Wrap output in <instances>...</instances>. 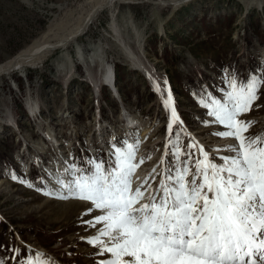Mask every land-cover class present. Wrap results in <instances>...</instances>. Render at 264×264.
I'll return each instance as SVG.
<instances>
[{
	"label": "rangeland",
	"instance_id": "rangeland-1",
	"mask_svg": "<svg viewBox=\"0 0 264 264\" xmlns=\"http://www.w3.org/2000/svg\"><path fill=\"white\" fill-rule=\"evenodd\" d=\"M97 1L0 0V64L35 43L56 41L76 31ZM117 38L127 42L164 88L169 82L179 112L205 144L227 141L209 134L227 129L207 123L214 118L201 103L207 99L206 93L225 98L233 77L238 83L264 78V0H187L176 7L143 0L115 2L101 10L66 47L0 74V259L4 264L35 258L37 252L45 254L43 259L53 257L62 264H99L106 258L107 254L97 255V248L86 239L97 232L82 223L91 218L84 215L91 205L73 194L66 199L46 195L51 192L47 183L51 176L40 162L30 172L26 168L38 152L46 162L58 165L62 159L84 167L89 159L105 161L104 141L99 140L94 148L89 142L101 136L95 130L97 121L89 119H93L99 85L101 111L112 120L102 123L108 125L106 136L114 126L122 128L115 115L110 118L119 104L102 83L107 63L114 66L126 108L150 130L142 135L140 128L133 129L134 140L121 130L122 146L138 141L137 149L148 151L139 167L156 165L158 173L163 170L164 164L158 162L162 152L158 140L167 123L164 107L148 77L128 58ZM258 96L252 110L239 117L253 122L246 136H264V87ZM33 103L44 111L45 121L27 118ZM49 130L61 142L59 148L54 147ZM183 130L181 124L173 127L180 133L182 149L193 140ZM38 140L45 144L44 150L35 146ZM170 140L175 143L176 137L172 135ZM219 149L213 152L217 163L220 156L230 154ZM136 153L138 162L141 158Z\"/></svg>",
	"mask_w": 264,
	"mask_h": 264
},
{
	"label": "snow or ice",
	"instance_id": "snow-or-ice-1",
	"mask_svg": "<svg viewBox=\"0 0 264 264\" xmlns=\"http://www.w3.org/2000/svg\"><path fill=\"white\" fill-rule=\"evenodd\" d=\"M229 87L225 98L206 93L201 100L214 118L207 123L227 129L209 134L236 141L223 146L230 154L220 156L219 163L194 138L179 146L173 124L183 122L169 89L164 104L171 108L172 122L167 128L176 142L169 141L161 172L154 168L134 186L135 170L144 162H136L137 141L113 146L110 163H72L63 177H54L59 188L46 195L66 199L61 194L66 190L91 205L84 213L91 218L82 223L97 229L86 239L97 255L107 254L99 264H264V136L244 135L253 122L239 118L252 110L264 78L238 83L233 77ZM44 256L37 252L17 264H50Z\"/></svg>",
	"mask_w": 264,
	"mask_h": 264
},
{
	"label": "bare ground",
	"instance_id": "bare-ground-1",
	"mask_svg": "<svg viewBox=\"0 0 264 264\" xmlns=\"http://www.w3.org/2000/svg\"><path fill=\"white\" fill-rule=\"evenodd\" d=\"M132 1L133 0H100V1H97L94 4V6L92 7L91 11L88 13V15L85 18V20L83 21V24L80 25L79 28L76 31L74 30L72 32H68L67 34L62 35L56 41L47 40V41H44V42H41V43H35V44H33V45H31V46H29L27 48H24V49L20 50L15 56H12V57L8 58L4 63L0 64V74L8 72V71H11V70H13L15 68H18V67H22L27 62H30V61L32 62V60H41L47 54H49L52 50H54L55 48H64V47H66L71 40H73L77 35H79V34H81V33H83L85 31V29L92 22L94 17L101 10H103L104 8H107L108 6H111L115 2H119L120 3V2H132ZM143 1L153 2V3H157V4H161V5H172V6L176 7L177 5L183 3V2H185L187 0H143ZM115 26L116 25L113 24V30H114V33H115L114 35L117 36L119 33L116 31L117 29H116ZM115 40H119L121 42L120 46H122V50H124V52L127 54L128 58H130L131 60L134 61V63L137 64V68L139 70H141L148 77V80L151 82V84L153 86V89L157 93H159V98H160V100L162 102V105L167 110V113H166L167 114V123L168 124L171 123L172 122L171 108L166 107L165 104H164V100L166 99V96H167V93H168L169 89L170 90L172 89L170 87L169 82L167 84L164 83L165 84V88H164L163 85L160 82H158L157 77H155V75L146 67V65L139 58L138 54L135 53V51L127 44V42L122 41L120 38H117ZM104 70H105L104 71V78L106 80V83L111 85L113 88H115V86H116V88L118 89V87L116 85V81H114V84L112 83L113 66L110 65L109 63H107L105 65ZM157 85H159V89H160L159 91L157 90ZM118 91H119V89H118ZM118 93L120 95V92H118ZM171 96H172V99H173V106L175 107V110H176V112H177V114L179 116V119L183 122L182 125L185 127V130L188 132V134H192L193 131L189 128L187 122L185 121L184 117L181 115V113L179 112V110L177 108V105H176V102L174 100V96H173L172 91H171ZM33 104H35V105L31 106V104H30L31 110H33L35 107L39 108L37 103H33ZM122 105H123V107H122L123 110L129 111L126 108L124 103ZM35 116L36 115H32V117H31L32 119L31 120L34 121L36 119ZM123 116H125V119H127L126 127L123 126V128L119 129L118 125L114 126L113 127L114 135L113 134L112 135L111 134L108 135L109 139H107L105 141L106 145H108V142L111 141L112 139L115 140L117 137H120V134H122L121 130H124L123 134H127L128 137L134 136L133 128H135V127L136 128H140V130L142 132V135H145L146 133H148L150 131L147 127H142V124L140 123V122H142V120H140L138 116L133 115L130 112H129V114H127V113L124 114V112L121 113V117H123ZM102 117H103L102 113H99V112L96 111V119L95 120L98 121V120L102 119ZM135 123L137 125L136 126H132V124L134 125ZM122 125H124L123 121H122ZM97 129L99 130L100 134H103V132H102L103 130H102L101 125L100 126H96L95 130H97ZM125 130H126V132H125ZM50 132H51L50 138H54V143H53L54 147H56V148L58 147L59 148L60 147L59 144L61 142L60 141L57 142V138L55 136H53V134H52L53 132L51 130H49V133ZM99 138H102V137L99 136ZM102 139H104V138H102ZM55 141H56V143H55ZM38 142H39V144H38ZM40 143H41V140H38L37 144L35 146L38 148V150H44L45 144L43 142L41 144ZM231 143H235V141H233V139H231V138H227V141H225L223 143H220V144H218V143H216V144L212 143L211 144V143L208 142L205 145L209 144L211 146V149H210L211 152H218V151H216L217 149H219V148L227 149L226 147H223V146L231 144ZM167 147H168V144H167ZM143 149H145V148H143ZM143 149L142 150H140V149L138 150L137 149V151H143ZM204 149L207 150L208 147L204 148ZM219 151H220V149H219ZM51 165H52V167L47 166L46 170L49 169L51 171V174H52L51 177L47 181V183L49 184V187H50L49 191L52 192V191H55L56 189L59 188V186L56 185V183H55L54 177L55 176L63 177L65 175L64 168L68 164H66V162L64 161V162H62L59 165L57 163H54L55 166H53L52 163H51ZM155 167H156V165L153 168H151V169H150V167L146 168V167H143V166L137 168L135 170L134 186H135V184H137V183L143 181L144 179L148 178L152 174V170ZM153 187H155V184H153ZM61 194L62 195H66V196L71 195V194L67 193L66 190H64ZM59 196H61V195H59ZM34 249L42 251V249L36 248L35 246H34ZM50 255H52V254H50ZM57 260L55 261L53 257H52V259H50V257H49L50 264H55V263L62 264V262H59Z\"/></svg>",
	"mask_w": 264,
	"mask_h": 264
}]
</instances>
